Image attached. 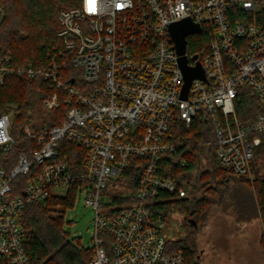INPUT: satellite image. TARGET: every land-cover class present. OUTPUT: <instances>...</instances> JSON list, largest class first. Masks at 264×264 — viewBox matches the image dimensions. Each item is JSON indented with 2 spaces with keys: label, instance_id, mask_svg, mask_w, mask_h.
<instances>
[{
  "label": "built area",
  "instance_id": "2783aa9c",
  "mask_svg": "<svg viewBox=\"0 0 264 264\" xmlns=\"http://www.w3.org/2000/svg\"><path fill=\"white\" fill-rule=\"evenodd\" d=\"M6 3L0 0V25ZM186 19L198 29L186 37V66L199 65L204 79L192 80L183 100L169 29ZM58 22L63 49L45 66H21L0 53V88L10 76L41 80L50 92L39 105L42 113L57 111L61 102L69 106L59 124L35 117L20 131L13 126L16 106L0 107V155L22 146L8 170L0 165V258L31 264L21 211L65 198L76 187L94 211L90 264H187L148 203L161 194L188 195L181 181L158 175L164 160L185 165L175 155L181 145L175 117L189 129L205 113L213 135L207 145L218 165L234 178L252 179L264 134V0H80L60 11ZM244 87L259 104L248 126L236 112ZM63 141L85 149L82 171L61 155ZM133 159L143 161L135 202L107 206L106 189ZM19 177L27 179L15 185Z\"/></svg>",
  "mask_w": 264,
  "mask_h": 264
},
{
  "label": "trees",
  "instance_id": "16d2710c",
  "mask_svg": "<svg viewBox=\"0 0 264 264\" xmlns=\"http://www.w3.org/2000/svg\"><path fill=\"white\" fill-rule=\"evenodd\" d=\"M79 1L7 0L5 17L0 25V53L11 55L13 61L21 66H45L57 51L63 49V42L56 35L59 29L58 14L62 10L77 6ZM192 39L188 41L189 47ZM49 93L41 80L16 76L6 79L4 86L0 88V107L16 106L13 124L15 131L32 124L42 99ZM68 109L69 106L61 102L57 111L41 112L39 118L43 120L44 125H57L63 120ZM236 112L244 126L250 125L259 112L258 101L247 87L239 90ZM174 121L173 133L181 142L175 155L183 160L185 165L173 166L164 160L158 169V175L181 181L183 186H188V195L187 198H177L161 194L157 199L149 201L148 205L154 215L163 223L173 213L190 215L195 217L197 225V218L202 215L203 209L210 207L216 197H219L220 204L233 207L239 213L243 209V201L237 196H226L227 188L235 179L229 177L228 171L218 165L213 156V147L207 145L213 135L206 114L199 112L189 129H185L176 117ZM260 137L262 143L254 151L253 163L258 159L264 163V134ZM19 150H22V146L16 147L9 154L0 155V165L8 170L15 162L14 158ZM59 151L76 171L83 170L85 149L63 141L59 144ZM202 158H206L209 163V170L202 175H206L210 180L196 187L194 182L183 178L197 171ZM142 163L141 159H133L128 169L106 189L104 194L107 196L108 205L126 207L135 202ZM206 172H209V175ZM26 179L27 177H19L14 184H23ZM243 183L250 188L248 180H243ZM211 184L215 186H210ZM201 189L202 195L196 197L194 194ZM254 189L256 216L260 217L264 228V180ZM207 193H211L210 197ZM76 195L77 189L72 187L65 198H50L43 203L28 205L21 211L19 220L25 235L24 249L31 264H90L93 250L81 249L63 230L64 210L73 205ZM171 246L174 251L183 252L187 264H199L188 240L181 243L171 242ZM0 264H5L2 258Z\"/></svg>",
  "mask_w": 264,
  "mask_h": 264
},
{
  "label": "rangeland",
  "instance_id": "374dc122",
  "mask_svg": "<svg viewBox=\"0 0 264 264\" xmlns=\"http://www.w3.org/2000/svg\"><path fill=\"white\" fill-rule=\"evenodd\" d=\"M39 116L41 111L37 109L36 118ZM251 167L252 179L248 180L251 189L243 183L244 178H234L228 173L235 182L227 188L226 196H237L243 201V209L239 213L233 207L220 204L219 197H216L210 207H204L195 228L190 226V221L195 220L193 216L176 213L168 216L162 230L164 238L180 243L188 240L199 264H264V228L260 217L256 216L254 198V187L264 180V163L258 159ZM206 170H209V163L202 158L197 171L188 175L187 179L200 187V183L210 180L202 175ZM206 174L209 175V172ZM111 183L114 184V181ZM202 190L194 195L200 197ZM210 194L207 193V196L210 197ZM83 199V193H78L73 205L64 210L63 230L77 246L91 251L94 211L84 204Z\"/></svg>",
  "mask_w": 264,
  "mask_h": 264
},
{
  "label": "water",
  "instance_id": "95a60500",
  "mask_svg": "<svg viewBox=\"0 0 264 264\" xmlns=\"http://www.w3.org/2000/svg\"><path fill=\"white\" fill-rule=\"evenodd\" d=\"M170 35L172 41L175 45V50L179 56V65L183 72L184 85L181 91V99H186L187 90L190 87L192 80L194 79H204L203 72L199 65L194 68H189L186 66V58L184 57L185 47H186V37L197 32L198 29L193 26L189 20H183L170 26ZM196 56L193 57L195 59ZM190 226H196L195 221H190Z\"/></svg>",
  "mask_w": 264,
  "mask_h": 264
}]
</instances>
